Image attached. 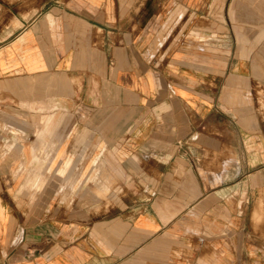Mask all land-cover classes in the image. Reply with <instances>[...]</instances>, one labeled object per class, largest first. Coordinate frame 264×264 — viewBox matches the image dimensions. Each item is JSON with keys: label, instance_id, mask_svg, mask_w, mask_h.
<instances>
[{"label": "crops", "instance_id": "1", "mask_svg": "<svg viewBox=\"0 0 264 264\" xmlns=\"http://www.w3.org/2000/svg\"><path fill=\"white\" fill-rule=\"evenodd\" d=\"M264 0H0V264H264Z\"/></svg>", "mask_w": 264, "mask_h": 264}, {"label": "rangeland", "instance_id": "2", "mask_svg": "<svg viewBox=\"0 0 264 264\" xmlns=\"http://www.w3.org/2000/svg\"><path fill=\"white\" fill-rule=\"evenodd\" d=\"M262 111H263V113H264V108L263 109H261Z\"/></svg>", "mask_w": 264, "mask_h": 264}]
</instances>
